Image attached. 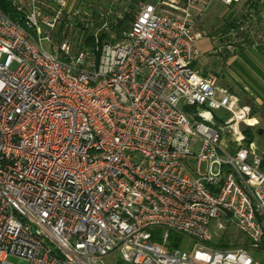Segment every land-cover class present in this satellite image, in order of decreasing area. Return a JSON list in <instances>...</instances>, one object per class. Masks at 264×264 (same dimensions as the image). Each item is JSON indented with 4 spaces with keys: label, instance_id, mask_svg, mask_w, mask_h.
Wrapping results in <instances>:
<instances>
[{
    "label": "built area",
    "instance_id": "built-area-1",
    "mask_svg": "<svg viewBox=\"0 0 264 264\" xmlns=\"http://www.w3.org/2000/svg\"><path fill=\"white\" fill-rule=\"evenodd\" d=\"M9 1L33 33L0 10V264H258V121L196 65L201 0ZM218 1L241 12L213 52L264 47V0ZM110 19L127 27L100 42ZM221 221L248 249L213 245Z\"/></svg>",
    "mask_w": 264,
    "mask_h": 264
},
{
    "label": "rangeland",
    "instance_id": "rangeland-1",
    "mask_svg": "<svg viewBox=\"0 0 264 264\" xmlns=\"http://www.w3.org/2000/svg\"><path fill=\"white\" fill-rule=\"evenodd\" d=\"M77 1H79V0L70 1V8H69L70 11H74V10L77 11L78 10L81 17L82 16H89V15L93 16L92 10L93 9L95 10V8L88 6L87 3L81 4V3H78ZM100 1H101L100 2L101 5L106 4L108 2H113L116 5L117 4L121 5L123 3V0H100ZM124 1H126V0H124ZM147 1H149L151 3L155 2V0H147ZM215 1H216L215 5L210 7V9L208 7L206 9V11L200 17V20L196 22V28L199 31L206 34L207 36L209 34L216 36L215 42H214V47L212 49H210L209 51L206 50L204 52L203 61L197 62L196 65L202 71L206 70V71L213 72L217 75H221V73H223V75H226V77L228 78V80L232 84H233V82L235 83V90H236L237 95L241 99V102L244 104H247L248 103L246 101L247 97L245 95L246 91H243L241 89L242 84H243V83H241V81L242 80L243 81L248 80L247 82H250L253 85H255L256 84V81H255L256 77L253 75L250 68L247 67L245 62L243 65V62L241 60H239V58L237 57L239 55V53L241 52V49L239 48L236 52V56H232L229 59V61H227V63L229 65H227V64L225 65V63L223 62V57L220 54V52H217V53L213 52L214 48H217L219 45H221V42H222L221 36L223 34V31L222 32L220 31L221 25L224 23L226 24V22H225L226 18H229L230 16H234V15L237 16L238 14H240L241 6L231 5V6L225 7V5L223 6L222 3L219 2L218 0H215ZM85 2H88V1H85ZM130 2L133 3V0H131ZM130 7H133V4H130ZM223 19H224V22H222ZM77 20L78 19H73L74 24H75V22H77ZM76 25H77V23H76ZM50 44L51 43L49 41L42 40V45L44 48H49ZM250 55H254V54H250ZM252 57L254 58L255 63L259 67L264 69V58H262V57L259 58V56H257L256 54ZM244 82H246V81H244ZM254 128L258 129L259 133L255 137V140L253 142L258 143L260 145L259 151L261 152L262 149L264 150V124L261 121L259 123V125H257ZM242 129H244L243 125H241V130ZM242 132H243V130H242ZM187 161H188L189 165L191 166V168L194 169L195 168V159L192 156H190L187 159ZM263 168H264V164H263ZM201 169H202V171L204 170V164H202ZM220 223L223 225V228L225 227V229H223V228L218 229L216 226H213V229L215 231V236L213 237V242L215 244L217 243L224 248L242 247V248L248 249V246L246 244V239L240 232H237V230H235L233 227L227 226L226 223H224L222 221ZM156 231H157L156 233L159 234V238H160V234H162V232L159 230H156ZM176 235L179 236L178 234L171 233L168 240L171 242L172 239L173 240L176 239V237H177ZM221 236H223V237L221 238ZM179 239H180L179 240V247L181 249L188 250L193 245V241L188 237L183 238L180 236ZM249 251H250L251 256L254 258V260L258 261V264H264V253H262L259 250H252V249H250ZM10 260L13 261V259H10Z\"/></svg>",
    "mask_w": 264,
    "mask_h": 264
},
{
    "label": "crops",
    "instance_id": "crops-1",
    "mask_svg": "<svg viewBox=\"0 0 264 264\" xmlns=\"http://www.w3.org/2000/svg\"><path fill=\"white\" fill-rule=\"evenodd\" d=\"M95 1V0H94ZM215 3H216V1L215 0H210V2H209V4L207 5V6H205V0H201L197 5H196V10L195 11H197V12H199L200 10H202V13H201V15H194V17H195V21L197 22V21H199L200 20V17L202 16V14L206 11V9L209 7V9H210V7H212L213 5H215ZM223 5V4H222ZM224 6V5H223ZM226 7V6H225ZM228 7V6H227ZM208 9V10H209ZM207 10V11H208ZM234 15V14H233ZM229 17V16H228ZM231 17V16H230ZM229 17V18H230ZM226 18V17H225ZM224 18V19H225ZM224 19L222 20V22H224ZM228 18H226V20H227ZM226 20H225V22H226ZM222 24V23H221ZM226 28H227V24H222L221 25V32L223 31V30H226ZM215 38H216V36H214V35H206L205 34V36H204V38L203 39H200L199 41H198V43H197V45L199 46V48L203 51V52H205L206 50L207 51H209L210 49H212L213 47H214V42H215ZM264 47H260V48H258V49H255V50H251V49H248L246 52L244 51V50H241V52L239 53V55L237 56L238 58H239V60H241L242 62H243V65H244V62H245V64L247 65V67L248 68H250V70L252 71V69H251V67L249 66V64L242 58V54L243 53H247V54H256V52L258 51V50H260V49H263ZM224 52V51H223ZM223 55H224V53H223ZM222 55V57H223V62L225 63V65L227 64V65H229L228 63H227V61H229V59L232 57V56H236V53L235 54H233V55H231L230 57H228V58H226V57H224ZM254 55H250V56H254ZM258 56V55H257ZM260 56V55H259ZM253 58V57H252ZM253 60V62L255 63V61H254V59H252ZM202 61H203V59H202ZM201 61V62H202ZM256 64V63H255ZM257 65V64H256ZM258 66V65H257ZM259 67V66H258ZM260 68V70L263 72V74H264V69L263 68H261V67H259ZM206 71V70H205ZM252 73H253V75L256 77V84L255 85H253L252 83H250V82H247L248 80H244V81H246V82H244L243 80L241 81V83H243L242 84V90L243 91H246V97H247V104H244V103H242L241 102V99L239 98V96L237 95V93H236V90H235V83L233 82V84L228 80V78L226 77V75H223V73H221V76H224V77H226L227 78V80H228V82L230 83V85L232 86V88H233V90H234V92L236 93V95L238 96V98H239V102H240V104H242V105H245V106H248L249 108H250V110H251V112L253 113V116H254V118L258 121V124L257 125H259V123L262 121V123L264 124V120H263V117H262V115H261V113H260V106L262 105V104H264V78H262L260 75H257V74H255L253 71H252ZM250 86V87H249ZM256 125V126H257ZM244 126V125H243ZM256 126H251V128H254V127H256ZM245 127V126H244ZM248 127V126H247ZM250 143H253L254 144V146L255 145H257V149H258V151L260 150V145L258 144V143H255V142H250ZM260 152V151H259ZM261 153L263 154V157H264V150L262 149L261 150ZM264 159V158H263ZM263 164H264V160H263Z\"/></svg>",
    "mask_w": 264,
    "mask_h": 264
},
{
    "label": "trees",
    "instance_id": "trees-1",
    "mask_svg": "<svg viewBox=\"0 0 264 264\" xmlns=\"http://www.w3.org/2000/svg\"><path fill=\"white\" fill-rule=\"evenodd\" d=\"M0 10L7 16L9 17L11 20H18L19 18L21 19L20 22L22 24V26H24L28 31L33 33V30H30L26 27L25 23L23 22V15L10 3L9 0H0ZM22 17V18H21ZM130 17V16H129ZM127 18V17H126ZM127 27V22L126 19L125 20H118V21H114L113 19L108 20V29L105 33L100 35V42L106 41L108 39V34L109 33H114L115 35L119 36L121 30L125 29ZM225 30H223L224 32ZM86 44H88L89 46H94V41L91 35H89L88 37H86ZM237 52V51H236ZM236 52H232L229 53L228 51H224V52H220L221 55H223L224 53V57L228 58L231 55L235 54ZM256 55H260V57L264 58V48L260 49L256 52ZM242 58L249 64V66L251 67L252 71L257 74L260 75L262 78H264V74L263 72L260 70V68L253 62L251 58L252 56H250L247 53H243ZM260 113L263 117L264 120V104H262L260 106ZM243 130V143L244 144H249L250 142L255 140V137L257 136V134L259 133L258 129L255 128H251V127H244ZM154 234V233H153ZM177 236V235H176ZM178 237V238H177ZM176 239H172L171 240V244L172 245H177L179 244V238L180 236H177ZM154 239L156 241H159V234H155L154 235ZM213 243V242H212ZM215 243H213L214 245ZM215 246H220L219 244H215ZM222 247V246H221Z\"/></svg>",
    "mask_w": 264,
    "mask_h": 264
}]
</instances>
